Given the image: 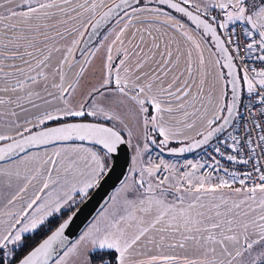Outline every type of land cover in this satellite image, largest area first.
I'll return each mask as SVG.
<instances>
[{"label":"snow or ice","instance_id":"1","mask_svg":"<svg viewBox=\"0 0 264 264\" xmlns=\"http://www.w3.org/2000/svg\"><path fill=\"white\" fill-rule=\"evenodd\" d=\"M0 264H264V0H0Z\"/></svg>","mask_w":264,"mask_h":264},{"label":"water","instance_id":"2","mask_svg":"<svg viewBox=\"0 0 264 264\" xmlns=\"http://www.w3.org/2000/svg\"><path fill=\"white\" fill-rule=\"evenodd\" d=\"M113 183H116V177H113L105 188L95 194L93 199L87 205L82 206L83 210L75 222V227H82L87 221L91 220L96 215L100 210V205L103 203V200L107 199V196L111 193V185Z\"/></svg>","mask_w":264,"mask_h":264},{"label":"built area","instance_id":"3","mask_svg":"<svg viewBox=\"0 0 264 264\" xmlns=\"http://www.w3.org/2000/svg\"><path fill=\"white\" fill-rule=\"evenodd\" d=\"M193 156L198 157V154H189V158H192ZM166 159H182V158L166 157Z\"/></svg>","mask_w":264,"mask_h":264}]
</instances>
